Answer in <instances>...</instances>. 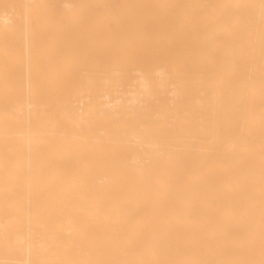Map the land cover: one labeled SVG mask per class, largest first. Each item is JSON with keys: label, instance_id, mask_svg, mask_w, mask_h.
I'll return each instance as SVG.
<instances>
[{"label": "bare ground", "instance_id": "obj_1", "mask_svg": "<svg viewBox=\"0 0 264 264\" xmlns=\"http://www.w3.org/2000/svg\"><path fill=\"white\" fill-rule=\"evenodd\" d=\"M0 264H264V0H0Z\"/></svg>", "mask_w": 264, "mask_h": 264}]
</instances>
